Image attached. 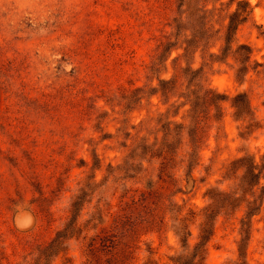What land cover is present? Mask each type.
<instances>
[{"label":"rangeland","instance_id":"374dc122","mask_svg":"<svg viewBox=\"0 0 264 264\" xmlns=\"http://www.w3.org/2000/svg\"><path fill=\"white\" fill-rule=\"evenodd\" d=\"M237 1L209 0L211 39L180 61L182 69L193 63L201 84L225 100L199 164L189 173L185 159L163 183L160 160L128 159L138 145L161 142L162 126L183 123L191 108L184 98L189 78L170 99L154 94L184 54L174 51L152 70L163 28L149 21L154 0H0V264H38L40 251L73 220L78 196L79 231L47 264H96L92 244L100 264H111L110 255L124 248V228L140 222L144 203L156 202L149 194L161 188L189 220V248L167 220L161 230L142 232L131 264H178L190 254L211 191L236 193L239 207L217 218L203 264H264V0H247L255 10L229 45L226 26ZM240 45L252 50L246 74L235 55ZM65 88V108L47 113L48 97L61 98ZM238 95L249 102V115L234 108ZM24 98L40 107L28 108ZM34 156L38 169L31 168ZM239 159L258 165L259 188L241 187L246 168L232 170ZM253 202L261 208L249 219Z\"/></svg>","mask_w":264,"mask_h":264},{"label":"trees","instance_id":"16d2710c","mask_svg":"<svg viewBox=\"0 0 264 264\" xmlns=\"http://www.w3.org/2000/svg\"><path fill=\"white\" fill-rule=\"evenodd\" d=\"M209 0H154L151 6L153 17L149 19L152 24L154 20H159V25H163L161 34L159 35L158 45L155 50V55L152 62V70L159 64H166L174 51L182 50L183 55H180L172 60L174 75L170 80H159V87L154 91V94L161 93L164 97L170 99L177 95L178 90L182 86V80L189 78L187 93L184 96L185 103L191 106L189 114L183 123L169 121L162 126L163 138L162 141L154 145L141 144L138 145L128 159L135 160L136 158L145 159L149 156L151 159L160 160L159 181L165 183L163 176L170 178L169 170H174L178 164H183L188 161L189 173H192L194 167L199 164L200 152L206 142L208 132L211 128L213 119L220 121L222 118L221 104L225 97L220 93L209 89L200 82V70H194L190 63L188 68H181V59L186 57L193 50L196 53L202 44L208 45L211 39L210 21L208 16L207 3ZM255 8L247 0L237 1V8L230 15L226 26V42L230 45L234 41V37L238 28L245 23L253 14ZM150 16V14H146ZM181 39H183L181 41ZM230 51L229 49H224ZM236 59L243 66L239 70L242 74L248 72L247 64L251 60L252 50L247 45H240L235 52ZM210 57H214L213 54ZM72 88L69 87V89ZM192 88V89H191ZM68 88L65 92L57 95L49 96L45 102L48 107L47 113L54 114L61 112L65 108V103L70 99ZM74 89V88H72ZM64 91V90H62ZM64 95V96H63ZM65 97V98H63ZM26 98H24L25 104ZM85 100V99H84ZM76 101L75 98L71 99ZM81 99L79 100V102ZM29 105L40 107L38 102L29 99ZM28 108H35L29 107ZM233 106L239 114H250L249 102L245 95H238L233 101ZM57 116V115H56ZM55 116V118H56ZM62 117L56 120L59 123ZM24 127H22V130ZM184 152L183 159L178 162L180 153ZM138 153V154H137ZM245 159H239L232 163V170L239 171L243 166L246 168L242 180V188L257 189L261 185L262 171L254 161L249 163ZM31 168L38 169L41 166L40 159L34 156L30 160ZM180 164V165H181ZM95 166H97L95 164ZM127 170L134 171L136 166L134 163L126 165ZM162 191L152 192L149 195L154 196L156 202L144 203L141 210L140 222L125 231L124 228V248L108 258L111 264H131L134 259L135 249L138 245V239L142 232L153 231L154 229L161 230L171 220L175 228L176 235L180 237L183 247L189 248L190 237L192 232L189 229L188 219L182 217L181 209L176 203L170 201L167 195V189L161 188ZM180 190V189H179ZM236 193H227L223 191L210 192L211 204L204 209L202 223L200 224L199 235L190 254L179 257L178 264H203L207 254V247L215 232V223L217 218L227 213L229 210L235 211L239 204L235 199ZM46 200V198H43ZM82 196L76 197L70 209L72 221L68 223L64 229L58 230L55 237L41 251L38 258V264H47L52 257L59 255L65 250L66 241L73 238L79 229L77 220L82 209ZM46 202V201H42ZM135 204V203H134ZM261 205L255 202L250 203L246 213V218L251 219L260 211ZM191 215L195 216L194 212ZM167 217H169L167 219ZM193 217V216H192ZM124 219H126L124 217ZM168 220V221H167ZM125 222V221H124ZM126 225V223H124ZM247 235L249 230L246 231ZM106 239L103 241L107 243ZM99 247L92 244L90 246L89 255L96 264H100L102 257ZM245 264V263H243Z\"/></svg>","mask_w":264,"mask_h":264}]
</instances>
